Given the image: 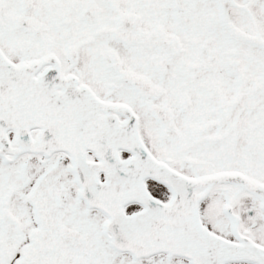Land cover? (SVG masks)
<instances>
[{
	"label": "snow or ice",
	"instance_id": "snow-or-ice-1",
	"mask_svg": "<svg viewBox=\"0 0 264 264\" xmlns=\"http://www.w3.org/2000/svg\"><path fill=\"white\" fill-rule=\"evenodd\" d=\"M0 264H264V0H0Z\"/></svg>",
	"mask_w": 264,
	"mask_h": 264
}]
</instances>
